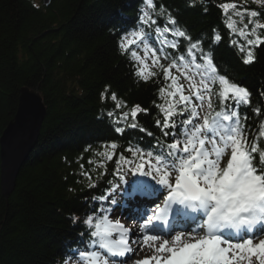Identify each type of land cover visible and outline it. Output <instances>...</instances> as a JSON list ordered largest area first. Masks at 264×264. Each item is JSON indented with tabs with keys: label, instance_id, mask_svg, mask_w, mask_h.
I'll return each mask as SVG.
<instances>
[{
	"label": "trees",
	"instance_id": "1",
	"mask_svg": "<svg viewBox=\"0 0 264 264\" xmlns=\"http://www.w3.org/2000/svg\"><path fill=\"white\" fill-rule=\"evenodd\" d=\"M227 1L205 5L195 0V7H190L189 0H154V5L158 11L163 4L193 39H204L205 48L211 44L213 29L219 31L222 40L214 46L215 61L252 92V104L242 105L240 112L248 116V130L257 133L261 117L254 109L264 113L260 95L264 44L254 49V63H243L245 53L230 43L234 37L220 7ZM142 8L157 24L166 23L167 13L156 17L143 0H49L48 5L0 0V136L16 112L22 87L38 88L46 106L37 143L7 199L0 186V264H65L69 248L87 241L84 220L95 211L93 197L110 190L108 182L117 179L112 175L115 158L103 161L106 168L98 166L103 158L94 153L104 150L98 141L118 140L117 153L128 140L142 138L145 146L153 143L147 132L128 126L133 123V105L148 109L136 117L138 125L161 136L155 120L162 114L154 102L164 103L158 91L165 83L163 76L154 68L156 77L147 83L138 80L129 55L117 47L121 31L138 23ZM258 11L264 13V2ZM106 86L109 92L102 100ZM113 92L117 101L111 99ZM122 102L126 107L117 108ZM122 109L129 117L120 123L125 128L121 136L111 121ZM110 110L113 117L107 115ZM257 139L264 145V137ZM89 144L92 147L85 151ZM90 158L93 164L88 163ZM105 170L107 174L101 175ZM83 172H91L92 179ZM91 183L96 186L90 187Z\"/></svg>",
	"mask_w": 264,
	"mask_h": 264
},
{
	"label": "snow or ice",
	"instance_id": "2",
	"mask_svg": "<svg viewBox=\"0 0 264 264\" xmlns=\"http://www.w3.org/2000/svg\"><path fill=\"white\" fill-rule=\"evenodd\" d=\"M143 2L155 11L156 17L167 13L166 23L157 24V19L142 8L138 23L121 31L117 47L122 55H129L138 80L147 83L157 76L148 64L149 53L152 65L163 76L165 83L158 91L164 103L154 102L162 114L155 120L161 136L138 125L136 117L141 112L147 114L148 109L133 105V123L128 126L147 132L153 143L145 146L142 138L128 140L117 153L118 140L98 141L104 150L94 155L103 158L98 166L105 168L103 161L113 162L115 158L112 175L124 185L121 192L128 203L135 205L141 198L161 196L163 200H154L150 209L128 213L134 223L140 224V233L133 236L119 218L112 220V212L124 206L114 197L109 198L110 190L94 196L95 211L84 220L88 239L69 248L65 264H128L136 251L131 244L140 239L145 246L162 239L155 251L168 255H153L134 264H253V258L255 264H264V145L257 139V135L264 137V113L259 107L254 109L261 120L257 133L250 132L248 116L241 115L240 107L252 104V92L216 63L214 46L222 40L216 28L210 46L205 48L204 39H193L163 4L156 11L154 0ZM200 2L207 4L211 0ZM189 6L195 7V0H189ZM220 7L226 27L246 41L245 45H238L235 39L230 43L245 53L244 64L254 63V49L264 44V13L245 10V22V11L228 14L229 9H237L235 3ZM141 48L143 56L139 55ZM173 70L178 75H173ZM108 92L106 86L102 100ZM260 95L264 97V92ZM111 99L117 101L116 93H111ZM122 104L126 107V102L116 107ZM205 107L207 112L202 116ZM107 115L113 117V111ZM128 117L129 113L124 112L111 121L116 125L115 133L123 135L125 128L120 121ZM91 147L89 144L85 151ZM88 163L94 161L90 158ZM82 174L92 179L91 172ZM106 174V170L101 173ZM170 217L188 226L173 228ZM154 222L168 227L161 233Z\"/></svg>",
	"mask_w": 264,
	"mask_h": 264
},
{
	"label": "water",
	"instance_id": "3",
	"mask_svg": "<svg viewBox=\"0 0 264 264\" xmlns=\"http://www.w3.org/2000/svg\"><path fill=\"white\" fill-rule=\"evenodd\" d=\"M43 3L48 5L49 0ZM45 115L46 106L38 88L22 87L16 112L0 136V186L6 199L35 147Z\"/></svg>",
	"mask_w": 264,
	"mask_h": 264
},
{
	"label": "rangeland",
	"instance_id": "4",
	"mask_svg": "<svg viewBox=\"0 0 264 264\" xmlns=\"http://www.w3.org/2000/svg\"><path fill=\"white\" fill-rule=\"evenodd\" d=\"M33 1H34V3L39 4L42 0H33ZM226 3H235L238 6L237 9H229L228 10V14L229 15H232L237 10H239V11H245V10L253 11V10H255V11L259 12L258 11V7L260 6V2H257V0H228ZM247 11H245V22H247ZM223 12H224V10H223ZM233 18L237 19V23L239 24L238 18L235 17V16ZM225 19H226V17H225ZM232 34H233L234 39L237 40L238 45H245L246 44V41L242 37H240L238 34H235V33H232ZM139 51L141 53L140 55L143 56L144 52L141 49ZM152 59L153 58L151 57V53H149L148 64H149L150 67L154 68V66L152 65ZM173 75H178L175 72V70H173ZM184 83H185V85H187L186 81H184ZM206 112H207V108L205 107V110L201 113V115L203 116ZM123 187L124 186H122V185L117 187L116 195H117V198L119 200L122 198V195H123L122 192H121V188H123ZM155 200H157L156 202H161V200H163V197L162 196L161 197H157V199H155ZM120 211H121L120 208H117L115 211L112 212L111 218H112L113 221H115L117 218H119L121 216L120 215ZM121 220H123V217H121ZM126 224H131L132 225L133 223L131 221H129V223L127 222ZM139 233H140V227H137L136 229L133 230V235L134 236L139 234ZM162 242H163V240L161 239L159 241L154 242L155 246L149 245V244H147L145 246L143 244V240L140 239L136 244H131V245H133V248L136 251L134 252L135 256H133L134 255V253H133L131 259L128 260V264H134V261H136V260H142V259H145V258H148V257H152L153 255L167 257V255H168L167 253H159V252L155 251V249L158 248L159 245ZM141 248H142V250H141Z\"/></svg>",
	"mask_w": 264,
	"mask_h": 264
},
{
	"label": "bare ground",
	"instance_id": "5",
	"mask_svg": "<svg viewBox=\"0 0 264 264\" xmlns=\"http://www.w3.org/2000/svg\"><path fill=\"white\" fill-rule=\"evenodd\" d=\"M45 104V103H44ZM124 112H127V110L126 109H122V113H124ZM129 112V111H128ZM123 121H120V123H122ZM42 126V125H41ZM1 174V173H0ZM152 199L153 198H141L140 199V201L138 202V203H140L141 205H142V207H143V209H149V208H151V204L154 206V203H153V201H152ZM170 221H171V219H170ZM177 224V222L176 221H172V223L170 224L171 225V227H173V228H177V226H175ZM187 224V226H188V223H186ZM133 256H135V254L133 255Z\"/></svg>",
	"mask_w": 264,
	"mask_h": 264
}]
</instances>
